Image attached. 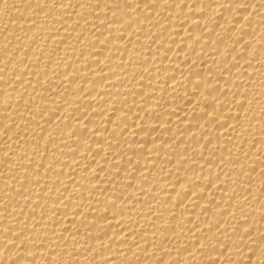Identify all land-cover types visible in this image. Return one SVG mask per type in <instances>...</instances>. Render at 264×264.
<instances>
[{"label": "bare ground", "instance_id": "obj_1", "mask_svg": "<svg viewBox=\"0 0 264 264\" xmlns=\"http://www.w3.org/2000/svg\"><path fill=\"white\" fill-rule=\"evenodd\" d=\"M0 264H264V0H0Z\"/></svg>", "mask_w": 264, "mask_h": 264}]
</instances>
